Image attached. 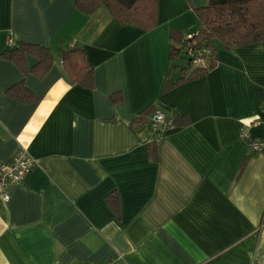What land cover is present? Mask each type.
<instances>
[{"label": "crops", "instance_id": "1", "mask_svg": "<svg viewBox=\"0 0 264 264\" xmlns=\"http://www.w3.org/2000/svg\"><path fill=\"white\" fill-rule=\"evenodd\" d=\"M206 1L158 0L142 29L105 6L0 0V163L23 148L36 160L0 197V264H264V152L241 137L264 142V46L219 47L212 69L162 91L178 75L170 34L195 32ZM19 41L49 48L43 76L3 58ZM71 46L93 87L62 68ZM21 80L33 100L8 93ZM151 103L176 125L133 128Z\"/></svg>", "mask_w": 264, "mask_h": 264}, {"label": "trees", "instance_id": "2", "mask_svg": "<svg viewBox=\"0 0 264 264\" xmlns=\"http://www.w3.org/2000/svg\"><path fill=\"white\" fill-rule=\"evenodd\" d=\"M74 3L84 14H91L100 6H105L120 23L142 29L152 28L156 23L158 0H75ZM194 10L198 17L196 31L170 34L169 63L171 68L177 70L178 75L172 81L167 76L162 91L182 81L198 78L212 69L217 62L216 51L219 47L231 50L252 43L264 46V0H207ZM188 33L192 36L186 37ZM188 47L195 53L204 50L201 52L204 63H194L192 56L187 53ZM27 55L36 58L31 67L26 64ZM2 56L15 63L23 73L37 76H43L54 62L48 47L27 41H19L14 48L4 50ZM175 59H181L182 62H174ZM61 66L73 82L86 88L93 87V70L83 48L71 46L63 50ZM7 91L22 101L34 99L33 93L25 87L22 80L11 85ZM120 97L119 93L110 95L113 102L119 101ZM157 110L164 113L173 126L176 125V117L155 108L151 103L133 119L131 126L135 129L144 123L150 126L149 115ZM149 151L152 155L150 145ZM107 201L116 212V198L112 199L109 195Z\"/></svg>", "mask_w": 264, "mask_h": 264}, {"label": "built area", "instance_id": "3", "mask_svg": "<svg viewBox=\"0 0 264 264\" xmlns=\"http://www.w3.org/2000/svg\"><path fill=\"white\" fill-rule=\"evenodd\" d=\"M192 34H186V37H191ZM204 50L193 52L191 47L187 48L188 55L192 56L194 63H204V59L201 55ZM150 127L153 129H170L173 127L170 119H166L164 113L160 111H154L151 116ZM241 137L247 139L249 147L253 152H264V142L250 138L246 127L241 129ZM36 164L35 158L26 150L20 149L16 155L7 162L0 163V197L7 201L9 198L8 187L11 184H19L23 181L26 173ZM102 264H109L104 262Z\"/></svg>", "mask_w": 264, "mask_h": 264}, {"label": "rangeland", "instance_id": "4", "mask_svg": "<svg viewBox=\"0 0 264 264\" xmlns=\"http://www.w3.org/2000/svg\"><path fill=\"white\" fill-rule=\"evenodd\" d=\"M174 62L181 63V62H182V60H181V59H175V61H174Z\"/></svg>", "mask_w": 264, "mask_h": 264}]
</instances>
